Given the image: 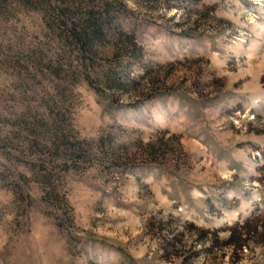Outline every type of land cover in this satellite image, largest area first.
Wrapping results in <instances>:
<instances>
[{"label":"rangeland","instance_id":"374dc122","mask_svg":"<svg viewBox=\"0 0 264 264\" xmlns=\"http://www.w3.org/2000/svg\"><path fill=\"white\" fill-rule=\"evenodd\" d=\"M0 264H264V0H0Z\"/></svg>","mask_w":264,"mask_h":264},{"label":"trees","instance_id":"16d2710c","mask_svg":"<svg viewBox=\"0 0 264 264\" xmlns=\"http://www.w3.org/2000/svg\"><path fill=\"white\" fill-rule=\"evenodd\" d=\"M231 239H232V238H231ZM234 245H236L235 247H238V248L241 247V245L239 244L238 241H237V242H234ZM235 247H234V248H235Z\"/></svg>","mask_w":264,"mask_h":264}]
</instances>
